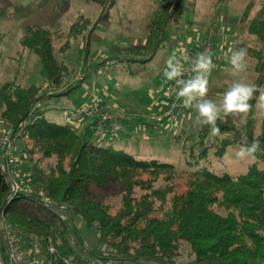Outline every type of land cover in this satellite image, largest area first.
I'll return each mask as SVG.
<instances>
[{"label": "trees", "instance_id": "obj_1", "mask_svg": "<svg viewBox=\"0 0 264 264\" xmlns=\"http://www.w3.org/2000/svg\"><path fill=\"white\" fill-rule=\"evenodd\" d=\"M85 2L98 6V21H108L117 0ZM183 6L184 0H157L145 36L137 43L108 44L105 52L123 70L150 62L166 42L169 25L179 24ZM251 8L250 2L243 18ZM89 23L78 18L69 31L83 34L90 26L92 32L97 24ZM247 31L258 40V45L244 47L255 60L252 111L240 120H218V136H211L207 126L197 133L174 134L189 167L181 171L171 162L139 158L101 139L94 141L93 127L81 131L69 123L73 112L60 102L80 85H70L67 45L56 50L50 30L27 26L19 44L38 57L44 81L22 84L11 75L0 83V126L20 147L11 167L29 188L28 193L13 192L0 164V254L6 257L2 231L7 226L23 251L32 249L27 264H264V152L237 175L208 165L244 140H258L264 148V119L257 132L255 120L264 85V0ZM59 112L61 120L54 118ZM142 124L156 126L146 120ZM20 160L25 162L22 168ZM109 189L119 193L116 206L100 195ZM77 220L96 233L94 246L84 245ZM183 245L189 248L187 259H181Z\"/></svg>", "mask_w": 264, "mask_h": 264}, {"label": "rangeland", "instance_id": "obj_2", "mask_svg": "<svg viewBox=\"0 0 264 264\" xmlns=\"http://www.w3.org/2000/svg\"><path fill=\"white\" fill-rule=\"evenodd\" d=\"M156 1L117 0L109 20L98 21V6L85 0H0V83L11 75H16L22 84L43 83L38 57L22 51L19 38L27 26L48 29L53 34L56 50L67 45L64 60L73 69L70 85H80L70 97L60 102L73 112L72 118L66 120L81 131L85 127H93L91 137L94 141L101 139L102 144L111 143L139 158L171 162L177 169L187 171L189 167L182 144L172 137L182 130L197 133L202 126L197 123L195 108L184 107L182 100L170 90L174 88V82L165 81L166 61L172 56L181 59L187 55L189 60L181 59V62L185 68L184 78L188 79L195 75L192 67L196 54L207 50L215 64L208 76V98L217 102L233 82L239 80L253 84L256 78L254 58L248 55L247 70L234 75L229 56L230 49L258 45L257 38L248 33L247 24L261 0H184L179 24L169 25L167 40L153 59L145 64H132L123 70L119 63L112 62L105 46L140 41L147 32ZM250 2L252 8L245 19L244 10ZM78 18L96 23V28L89 32L91 27L88 26L83 34L70 33V26ZM85 40L88 43L87 54L83 50ZM129 69L134 73L129 74ZM262 96L264 85L256 105V132L264 119ZM81 107L88 111L81 112ZM166 111L170 113L165 115ZM158 117H162L161 121L157 120ZM235 117L240 120L242 115ZM54 118L63 119L62 112L55 113ZM143 120L156 126H144ZM2 130L0 126V132ZM19 148L16 142L15 155L18 158ZM238 150L228 147L222 160L212 157L208 165L216 172L227 171L237 175L254 161L239 159L236 156ZM19 163L21 168L25 166V162L20 160ZM100 195L112 206L119 202V193L115 190L109 189ZM76 224L84 245L94 246L96 233L86 230L78 220ZM188 252V246L183 245L181 259H187ZM127 264L160 263L133 260Z\"/></svg>", "mask_w": 264, "mask_h": 264}, {"label": "clouds", "instance_id": "obj_3", "mask_svg": "<svg viewBox=\"0 0 264 264\" xmlns=\"http://www.w3.org/2000/svg\"><path fill=\"white\" fill-rule=\"evenodd\" d=\"M229 64L234 75L247 70L248 51L244 47L230 49ZM187 62L189 57L184 55L181 58ZM181 59L175 56L169 57L166 61L164 76L166 80L174 82L175 96L182 100L183 106L186 108L194 107L197 112V123L202 127L207 126L210 129L211 136H218L220 128L217 121L225 116H247L252 111L251 101L257 91V87L242 81H235L223 93V96L217 102L208 98L209 80L208 76L211 70L215 68L211 54L205 50L196 54L193 62L192 71L195 75L191 78H184V64ZM264 99V96L261 97ZM264 152V148L258 140L252 141L250 144L247 140L239 147L236 156L239 159H254L256 154Z\"/></svg>", "mask_w": 264, "mask_h": 264}, {"label": "built area", "instance_id": "obj_4", "mask_svg": "<svg viewBox=\"0 0 264 264\" xmlns=\"http://www.w3.org/2000/svg\"><path fill=\"white\" fill-rule=\"evenodd\" d=\"M88 111L85 107H81V112ZM170 111H166L165 115H168ZM162 117H158L157 120L161 121ZM15 143L16 139L8 132H0V164L5 169L12 180L13 192H29L28 186L23 180L16 178V172L11 167L17 161L15 156ZM2 236L6 247V257L3 255V259L0 264H27L25 257L29 258L32 254V249L23 251L16 237L10 232L7 226L3 227Z\"/></svg>", "mask_w": 264, "mask_h": 264}, {"label": "crops", "instance_id": "obj_5", "mask_svg": "<svg viewBox=\"0 0 264 264\" xmlns=\"http://www.w3.org/2000/svg\"><path fill=\"white\" fill-rule=\"evenodd\" d=\"M2 244V242H1V239H0V245ZM0 250H2L1 249V246H0ZM0 256H1V260L3 259V254H2V252H1V254H0Z\"/></svg>", "mask_w": 264, "mask_h": 264}]
</instances>
